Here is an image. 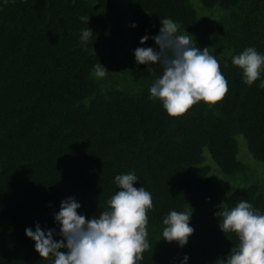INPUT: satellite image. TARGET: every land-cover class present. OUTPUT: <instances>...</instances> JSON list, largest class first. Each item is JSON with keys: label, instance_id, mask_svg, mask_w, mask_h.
<instances>
[{"label": "trees", "instance_id": "obj_1", "mask_svg": "<svg viewBox=\"0 0 264 264\" xmlns=\"http://www.w3.org/2000/svg\"><path fill=\"white\" fill-rule=\"evenodd\" d=\"M160 17L220 62L228 80L220 101L171 117L151 99L154 76L134 49L156 47L140 40L159 33ZM88 27L94 35L82 44ZM248 46L264 53V0H0V264H49L25 229L38 222L58 232L54 213L70 196L78 212L98 216L118 190L115 175L129 171L153 195L140 264L185 255L188 264H219L237 243L218 226L219 205L247 200L264 210V179L242 184L249 167L239 158L243 136L264 162V88L244 84L231 63ZM190 207L188 243L161 240L168 211Z\"/></svg>", "mask_w": 264, "mask_h": 264}, {"label": "clouds", "instance_id": "obj_2", "mask_svg": "<svg viewBox=\"0 0 264 264\" xmlns=\"http://www.w3.org/2000/svg\"><path fill=\"white\" fill-rule=\"evenodd\" d=\"M15 0H2V4ZM88 24L89 17L81 16ZM162 27L154 36L141 37L140 44L151 38L156 47L134 49L135 61L147 65L154 79L149 93L159 101L171 117L185 114L194 104L203 101L212 105L228 92V80L221 71L220 62L208 48H199L192 34L181 33L180 24L170 17H160ZM137 25L133 22L131 27ZM94 35L88 27L79 36L87 44ZM231 63L242 73V82L264 88V53L254 46L244 48L231 57ZM162 72L157 74L153 65ZM109 71L98 61L94 74L103 78ZM139 177L134 171L115 175L118 190L106 201V209L87 218L78 212L81 204L75 197L61 201L54 221L59 227L42 229L37 222L35 229L28 227L25 235L34 241L40 257L50 258L49 264H140L144 252L151 248L148 234V212L153 208V195L143 185L135 187ZM194 209H171L162 219V239L176 242L179 247L188 243L194 233L190 225ZM214 215L221 231L233 233L237 243L219 264H264V210L254 207L247 200L228 207L223 202ZM59 236L57 240L54 237ZM185 255L180 264H188Z\"/></svg>", "mask_w": 264, "mask_h": 264}, {"label": "rangeland", "instance_id": "obj_3", "mask_svg": "<svg viewBox=\"0 0 264 264\" xmlns=\"http://www.w3.org/2000/svg\"><path fill=\"white\" fill-rule=\"evenodd\" d=\"M239 140H240L239 158L243 160V162L247 164V166L249 167L248 176L246 177L245 181H242V184H249V183L251 184L254 181H259L264 179V162L255 159V157L249 151L247 140L243 136H241ZM205 154H207L206 156L209 157V161L211 162L209 152L207 151V153ZM217 169L219 170L217 165L214 163V170Z\"/></svg>", "mask_w": 264, "mask_h": 264}]
</instances>
